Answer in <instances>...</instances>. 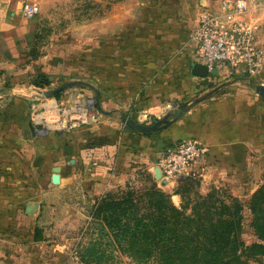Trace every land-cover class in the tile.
Listing matches in <instances>:
<instances>
[{
    "label": "rangeland",
    "instance_id": "1",
    "mask_svg": "<svg viewBox=\"0 0 264 264\" xmlns=\"http://www.w3.org/2000/svg\"><path fill=\"white\" fill-rule=\"evenodd\" d=\"M221 1L35 0L39 5L35 16L26 18L20 14L28 25L21 37L23 44L18 41L17 52L0 50V257L12 251L18 264L24 261L28 264H133L111 239L100 237L98 229L107 227L92 217V209L106 192L142 190L152 183L169 193L171 200L172 195L178 196V206L182 199L175 192L182 193L186 182L190 185L185 199H194L197 192L205 195L212 188L236 197L242 205V238L256 240V228L250 224L249 202L264 184L262 108L257 112V119L249 116L254 120L239 124L228 138L232 147L241 151L237 164L232 163L228 169L216 161L219 165L209 171L189 174L176 185L161 186L154 175V165L142 163L136 154L126 156L125 152L108 173L111 185L103 193L94 194L92 181L78 176L82 166L77 168L74 157L68 155L66 160L59 150L71 141L68 134L86 126L94 113L112 114L125 128L121 117L133 120L129 113L133 109L126 107V30L137 37L145 26L149 37L167 36L172 40L174 56L187 42L191 44L189 34L200 13L218 11ZM241 1H247L246 18L258 23L264 0ZM133 40L138 41L135 37ZM54 56H65L73 65L84 63L82 67L99 74L100 80L90 74L77 79L96 88L101 110L89 86L67 88L56 96L41 94L63 83V70L59 72V67L52 62L60 61L62 68L73 69L61 60L49 59ZM182 61L180 58L179 62ZM41 70L53 78L51 86L34 83ZM185 96L153 107L149 112L160 114L166 107L174 110L183 102H193L199 97L197 94L194 98L190 94ZM31 104H34L33 113ZM54 104L55 110L45 113ZM86 104L90 105L85 121L73 124L65 118ZM10 107L15 108L14 113H19L23 121L6 119ZM141 110L137 108V113ZM49 116L52 117L47 121ZM67 151H74L73 156L76 152ZM258 229H262L261 225ZM34 233L40 239L34 240ZM92 247L100 249L103 256L98 262L87 263L81 253ZM246 264H264V256L251 258Z\"/></svg>",
    "mask_w": 264,
    "mask_h": 264
},
{
    "label": "crops",
    "instance_id": "2",
    "mask_svg": "<svg viewBox=\"0 0 264 264\" xmlns=\"http://www.w3.org/2000/svg\"><path fill=\"white\" fill-rule=\"evenodd\" d=\"M24 1L0 0V44L3 45L0 50L17 52L18 41L23 44L21 37L24 31L28 30L27 23L20 16ZM257 19V39L264 47V10L258 14ZM141 30L142 34L137 37L126 30V107L133 109L129 113L135 122L150 125L162 119L176 108L169 110L170 108L166 107L160 114L149 112L150 109L173 103L183 99L185 95L190 94L193 98L195 94L199 97L208 96L156 132L138 133L129 127L125 128L112 114L99 112L91 115L86 126L68 134L71 141L59 148L60 153L66 160L68 155L69 158L74 157L77 168L82 166L78 176L92 181L91 191L94 194L103 193L111 185L108 173L125 152L126 156L136 154L142 163L155 167L165 149L183 139H193L207 147L204 171L215 167L218 164L216 161L231 169L232 163H238L237 155L241 151L232 147V141L228 140L230 134L236 131L242 122L257 119L260 108L264 110V103L255 92L256 85L264 86V62L257 74H249L244 65H238L219 66L215 73L209 71L207 77H196L191 74V67L194 62L200 61L192 43L187 42L185 48L180 53L175 52L176 55L173 56L171 39L157 35L149 37L146 35L145 26ZM30 37L33 38L32 34ZM134 37L138 39L137 42H134ZM15 55L16 53L13 56ZM180 58L183 59L182 63L179 62ZM49 59L61 60L66 66L73 68L84 66V63L73 65L65 56ZM61 75L68 81L77 80L76 76L73 77L65 71ZM91 75L92 78L100 80L98 73L92 72ZM195 99L197 98L193 100ZM191 102L192 100H187L183 104ZM137 108L143 110L137 113ZM9 110V114L5 113L7 120L16 123L21 119L23 121L19 113H14L15 108ZM249 116L254 119L250 120ZM67 149H74V156V151L69 152ZM177 201L178 196L172 195V202L178 206ZM13 256L12 251L5 253L0 257V264H18V260ZM24 262L22 264H28V261Z\"/></svg>",
    "mask_w": 264,
    "mask_h": 264
},
{
    "label": "trees",
    "instance_id": "3",
    "mask_svg": "<svg viewBox=\"0 0 264 264\" xmlns=\"http://www.w3.org/2000/svg\"><path fill=\"white\" fill-rule=\"evenodd\" d=\"M52 64L73 77L91 75L85 67L62 68L60 61ZM35 81L51 86L53 78L41 70ZM189 185L186 182L182 193L175 192L182 199L180 206L154 183L142 190L102 194L92 209V217L107 227L98 229L100 237L111 239L133 264H246L264 256V184L249 202L250 224L256 228V240L250 241L241 235L242 205L236 197L212 188L205 195L197 192L194 199H185ZM38 239L34 233V240ZM100 254V249L92 247L81 256L90 263L100 261Z\"/></svg>",
    "mask_w": 264,
    "mask_h": 264
},
{
    "label": "built area",
    "instance_id": "4",
    "mask_svg": "<svg viewBox=\"0 0 264 264\" xmlns=\"http://www.w3.org/2000/svg\"><path fill=\"white\" fill-rule=\"evenodd\" d=\"M219 7L218 11L203 10L190 31L189 41L198 60L209 71L219 66L244 65L249 74H257L264 62V47L257 39L258 24L245 16L247 1L222 0ZM38 10L35 0H25L21 5V14L26 18L35 16ZM89 105L75 108L65 118L73 124L85 121ZM30 106L33 113L34 104ZM55 107L51 105L45 113L53 112ZM55 117L58 118V114ZM207 155L204 144L183 139L165 149L155 166L159 167L161 179H165L167 185H176L181 178L203 170Z\"/></svg>",
    "mask_w": 264,
    "mask_h": 264
},
{
    "label": "water",
    "instance_id": "5",
    "mask_svg": "<svg viewBox=\"0 0 264 264\" xmlns=\"http://www.w3.org/2000/svg\"><path fill=\"white\" fill-rule=\"evenodd\" d=\"M210 72L212 74L215 73V69L211 70ZM191 74L193 76H196V77L204 78V77L208 76L209 70L205 64L200 63V62H194L192 64V67H191ZM78 85L89 86L95 92L96 105H97L98 109L101 110V104H100V101L98 99L99 96L97 95L96 88H94V86H92V85L90 86L88 83H86L80 79L67 81V82L51 89V91H49V92L42 91L41 94L46 95V96H53L62 90H65L67 88H71L74 86H78ZM256 93L264 101V86L262 84L256 85ZM206 96H208V95H204L202 97H199L191 103H184V104L178 106L173 112L167 113L162 119H159L150 125H143V124L136 123L134 120L129 119L127 116L126 117L122 116L121 120L123 121V123L127 127H129L131 130L136 131L138 133L145 134V133L156 132V131L166 127L167 125L171 124L176 119H178L183 114V112L190 109L197 102L206 98ZM154 175H155L156 179H158L160 181L161 186L167 185V181L165 179H161V172H160L159 167H157V166L154 167Z\"/></svg>",
    "mask_w": 264,
    "mask_h": 264
}]
</instances>
